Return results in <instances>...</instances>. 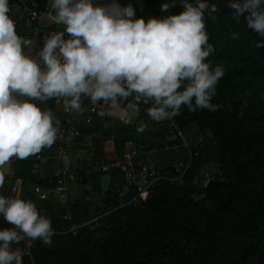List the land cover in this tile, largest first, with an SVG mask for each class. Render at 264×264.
<instances>
[{
    "label": "trees",
    "instance_id": "1",
    "mask_svg": "<svg viewBox=\"0 0 264 264\" xmlns=\"http://www.w3.org/2000/svg\"><path fill=\"white\" fill-rule=\"evenodd\" d=\"M165 2L147 0V7L136 10V17L162 18L160 5ZM208 3L215 4L217 11L205 12L209 43L215 48L207 59L225 69L212 101L219 108L215 112L182 108L174 119L184 131L195 126L209 139L202 141L201 148H193L191 165L180 181L161 182L136 204L121 206L113 187L104 194L99 216H89L88 206L80 200L71 201L72 221L51 217L55 229L51 245L35 241L29 249L35 264H264V48L256 47L260 38L246 27L243 17L239 23L232 18L228 0ZM180 11L178 4L169 9V15ZM233 33L237 38L233 39ZM146 107L140 105L134 125L119 122L111 132L104 129L102 119L82 129L84 137L101 130L100 138H94L95 157L102 156V144L110 132L117 156L128 141L161 147L166 133L148 131ZM141 125L144 130L138 131ZM179 153L182 159L189 158L186 150ZM38 164L19 159L10 185L21 179L27 194L35 193L38 186L49 187L50 180L35 172ZM206 165L222 173L211 188L202 184ZM85 169L78 170L83 177ZM161 172L170 178L182 173L173 165ZM112 176L114 184H123L118 173ZM101 177L92 173L82 183L91 182L102 192ZM201 194L202 199H194ZM72 226L75 229L69 231ZM4 227L12 225L0 217V228ZM16 247L24 249L25 243L12 245Z\"/></svg>",
    "mask_w": 264,
    "mask_h": 264
},
{
    "label": "clouds",
    "instance_id": "2",
    "mask_svg": "<svg viewBox=\"0 0 264 264\" xmlns=\"http://www.w3.org/2000/svg\"><path fill=\"white\" fill-rule=\"evenodd\" d=\"M178 4V14L145 20L136 17L131 4L121 6L117 0H48L43 18L62 30L45 34L42 47L30 55L25 51L30 43L17 34L9 0H0V169L11 158L38 154L57 140L53 111L34 101L63 102L66 110L78 113L85 99L103 102L108 110L100 115L119 109L122 119L143 104L155 122L174 119L182 108L215 112L219 105L212 101L225 69L207 59L215 48L204 17L206 10L216 12V5L168 0L160 11ZM227 6L237 23L243 17L260 38L256 47L264 48V0H228ZM143 130L141 125L138 131ZM4 182L0 171V187ZM0 217L12 225L0 228V264H24L26 249L35 241L51 245L52 221L32 201L0 195ZM21 242L24 249L12 248Z\"/></svg>",
    "mask_w": 264,
    "mask_h": 264
},
{
    "label": "built area",
    "instance_id": "3",
    "mask_svg": "<svg viewBox=\"0 0 264 264\" xmlns=\"http://www.w3.org/2000/svg\"><path fill=\"white\" fill-rule=\"evenodd\" d=\"M15 5L20 9V16L13 18L16 24L17 34L24 37L32 46L42 47L43 36L49 32L62 30V26L59 28H48L40 24L43 18L42 13L48 10V0H15ZM35 14V15H34ZM169 15L168 12H164L163 17ZM30 48L25 49L26 52ZM123 106V105H121ZM82 112H86L84 117V126L90 127L94 125L96 121H102L104 119V129L111 131L116 120L120 117L116 112L112 115H100L102 111L107 112L108 105L100 102L93 105L89 100L85 99L82 103ZM139 112L135 115L130 116V119L138 118ZM121 120L124 122L125 119ZM147 129L153 132H165V140L161 147L153 145H145L143 143H135L128 141L124 145L123 152L120 156L114 158L99 157L96 158L93 151L96 149L94 138H100V134L94 133L88 136V150L84 151L85 158L84 164L86 166L85 174L97 173L101 176L113 175L118 173L123 179V184L115 183L114 192L118 202L121 206H128L139 202L143 196H148L154 192L158 185L163 181L176 182L180 181L185 171H187L191 165L193 157V148H201L202 140L199 139L198 143L193 145L191 141L186 138V131H184L179 122L175 119L155 122L150 118L148 119ZM59 133L56 140L58 156L63 162L61 171L59 172L56 179L51 180L48 184L49 187L44 188L38 186L35 189V195L39 201L55 205L53 216L54 218L62 221H72V209L70 206V179L83 180V176L74 173L69 162V153L79 144L83 142L84 135L80 128L74 126L71 120L68 118L58 121ZM112 132V131H111ZM109 133L106 138L114 141L115 136L113 133ZM189 140V141H188ZM115 145V144H114ZM186 150L189 153V160L185 164V169L181 175L177 178H170L166 172H161L153 166V158L160 151H175ZM199 149L195 156H199ZM19 159L13 157L10 159L12 164L17 163ZM24 161H36L42 162L43 156L37 154L35 157H27L21 159ZM222 176L221 171L213 165H206L202 169L201 177L202 184L206 187L211 181H216L217 178ZM113 178V177H112ZM21 179H16L11 189V193L16 196L20 190ZM114 184L112 180L111 186ZM48 208V207H46ZM42 215L43 212L41 213ZM45 216V215H44ZM74 226L70 227L69 231H73ZM27 255L24 260H29L28 264H35L29 249H26Z\"/></svg>",
    "mask_w": 264,
    "mask_h": 264
},
{
    "label": "crops",
    "instance_id": "4",
    "mask_svg": "<svg viewBox=\"0 0 264 264\" xmlns=\"http://www.w3.org/2000/svg\"><path fill=\"white\" fill-rule=\"evenodd\" d=\"M106 2H108V0H95V3H97V4H103ZM9 3L11 6V13H10L11 17L12 18L19 17L20 16V9L18 8L17 5H15V0H9ZM117 3H119L121 6H127L128 4H131L135 10H139V11H142V9L146 8L148 5L147 0H117ZM147 13L149 15V13H151V11L148 10ZM148 18H149V16H147V19ZM40 24L42 26L48 27V28H59L61 26V25L49 24L47 22V20H45L44 18L41 19ZM39 49H40L39 47L32 46L27 53L30 55H33L36 51L38 52ZM34 103H37L41 109L51 108V110L53 111L55 120L57 122L68 118L69 120L72 121V123L74 124L75 127L80 128L81 130L85 129V128L86 129L89 128V127L84 126V117L86 115V112H79L78 113V112H74L71 110H66L63 102L56 103L54 100H49L46 103H42V104L39 103L38 101H34ZM121 107H123V106H121ZM115 112L118 115L119 109H116ZM124 119H125L124 123H126L128 125H134L136 122V121H134V119H130L129 117H126ZM119 122H123L121 120V118L119 120H116V122L114 124H112L113 127L115 124H117ZM98 132H99L98 134H100V136H101V130H99ZM87 139H88V136H85V138L83 139V142L81 144H79L78 146H76L69 153V162H70V166H71L72 170L74 171V173L79 174L80 172L78 170L82 169L83 166H85L83 159L85 158L84 151L88 150ZM114 144H115L114 141L105 139L103 144H102V156L101 157L114 158L117 155L116 151H115V145ZM88 151H90V150H88ZM38 154L42 155L44 158V160L42 162H40V164H38V167L35 170V172L38 173L39 178L48 179L50 181L56 179V177L58 176V174L61 171L62 166H63L62 165L63 162L58 156V149H57L56 141L53 143L52 146L42 149V151ZM36 155L37 154L31 155V157H35ZM74 162H75V165H74ZM0 171L5 172V182L3 184V187H0V195H4L6 197L12 196V197H17V198L24 199V200H30L36 205L38 211H41V213L43 212V214L46 217L51 218L53 216V211H54L55 205H52L49 203L46 204L44 202L39 201V199L36 197L35 193H33L32 190L29 192V194L25 193V191L22 187V182L20 184V190H19L18 194L16 196H14L11 193V189H12L16 179L14 180L12 186L10 185L8 180L14 179L16 177L17 163L12 164L9 161L5 165L4 169H0ZM83 175H84L83 179H85V177H87L89 174H83ZM81 179L77 180L75 178L74 179L71 178L69 181V189H70V193H71L70 197L72 198V201H74V202L81 200L82 198L85 201H87L88 198H93L91 196L90 197H88V196L90 194H92L93 191H96L94 188V185L91 182L90 183L88 182L87 184H85L86 186L82 187V185L84 183H82L83 180L81 181ZM112 180L114 181V179H112ZM100 187H101V184H100ZM112 187H113V185L111 186V188ZM102 193H103V191H102ZM104 204H105V202H104ZM87 206H89L88 201H87ZM46 207H48V208H46Z\"/></svg>",
    "mask_w": 264,
    "mask_h": 264
},
{
    "label": "rangeland",
    "instance_id": "5",
    "mask_svg": "<svg viewBox=\"0 0 264 264\" xmlns=\"http://www.w3.org/2000/svg\"><path fill=\"white\" fill-rule=\"evenodd\" d=\"M186 138L189 139L193 145L198 143V140L201 139L202 141H206L209 139L207 137V134L200 133L197 131V128L195 126H192L189 130L186 132ZM188 140V141H189ZM210 141V140H209ZM208 141V143H209ZM207 143V144H208ZM189 160V158H188ZM84 161V159H83ZM82 161V162H83ZM153 166L160 171H164L165 168L168 165H173L177 169V171L182 172L185 169V164L187 162V159H182V153L175 152V151H160L157 153L153 158ZM75 165V162H74ZM113 184V188H114ZM86 186L85 184L82 185V187ZM71 194V193H69ZM89 206H88V214L89 216H99L102 214V209L104 208L105 204V195L102 192L93 191L92 194H90L88 197ZM71 198V197H70ZM72 201V198L71 200ZM87 201H85L83 198L80 200L81 205H87ZM17 248V247H16ZM15 249V248H13Z\"/></svg>",
    "mask_w": 264,
    "mask_h": 264
},
{
    "label": "water",
    "instance_id": "6",
    "mask_svg": "<svg viewBox=\"0 0 264 264\" xmlns=\"http://www.w3.org/2000/svg\"><path fill=\"white\" fill-rule=\"evenodd\" d=\"M112 176L111 175H106L101 177V188L103 193L108 194L111 191V184H112ZM216 184V181H211L206 188H211Z\"/></svg>",
    "mask_w": 264,
    "mask_h": 264
}]
</instances>
